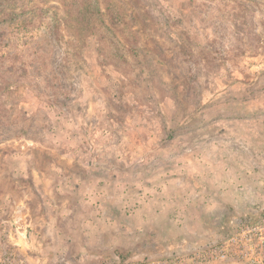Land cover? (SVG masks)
I'll use <instances>...</instances> for the list:
<instances>
[{"label":"rangeland","instance_id":"obj_1","mask_svg":"<svg viewBox=\"0 0 264 264\" xmlns=\"http://www.w3.org/2000/svg\"><path fill=\"white\" fill-rule=\"evenodd\" d=\"M263 212L264 0H0V264H264Z\"/></svg>","mask_w":264,"mask_h":264},{"label":"built area","instance_id":"obj_2","mask_svg":"<svg viewBox=\"0 0 264 264\" xmlns=\"http://www.w3.org/2000/svg\"><path fill=\"white\" fill-rule=\"evenodd\" d=\"M250 229L253 230V227ZM257 249L263 253L264 259V212L257 223Z\"/></svg>","mask_w":264,"mask_h":264}]
</instances>
